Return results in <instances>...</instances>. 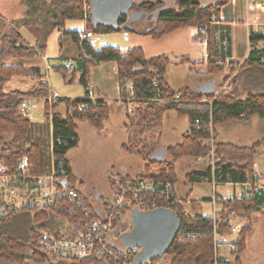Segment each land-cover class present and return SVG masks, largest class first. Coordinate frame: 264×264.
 <instances>
[{
    "label": "trees",
    "instance_id": "1",
    "mask_svg": "<svg viewBox=\"0 0 264 264\" xmlns=\"http://www.w3.org/2000/svg\"><path fill=\"white\" fill-rule=\"evenodd\" d=\"M88 1L90 3V0ZM135 3L138 7L133 10L140 17L152 22L148 34L156 39L182 27L197 26L200 30L205 29L212 19L213 10L225 4L212 0H141ZM21 6L25 10L24 14L15 21L4 19L0 14V160L13 167L16 158L27 153L36 171L42 164L45 148L38 143L31 145L30 148L25 147L33 123L21 112L20 106L27 98L44 99L47 104L52 90L47 81H42L27 92L20 90L5 92V84L15 75L38 77L41 75L37 68L8 64L6 60L12 57H33L39 51H44L49 35L58 28L63 30V35H69L76 41L82 53L74 69L62 66L57 68L62 70L65 76L70 72V82H73L74 76L78 74V81L86 88L85 98H60L66 111L53 113L54 157L56 162L61 164L70 186H77L76 174L67 155L80 145L78 122L86 120L97 132H101L110 116V104L106 99L92 100L87 95L91 67L110 61H116L118 64L120 92L123 101L128 105L125 122L128 140L122 144L123 150L134 153L132 148L141 142L143 151L136 154L145 160V166L139 174L114 177L113 190L129 180L145 177L169 181L176 187L177 163L181 158L197 160L198 157H202V162L208 165L204 172L191 171L185 175L184 185L190 187V192L194 184L202 182L203 176L211 177L212 165L216 177L223 181L244 182L254 176L256 157L262 152L264 139L252 146H238L216 141L215 131L218 125L234 119L247 120L255 115L264 118V91L249 93L246 98H238L230 90L219 93L235 70L237 71L232 83H236L241 77H251L255 81L264 78V45H261L264 44V32H250L251 51L247 60L241 66L237 64L232 66L233 68H228L231 73L225 76L220 88L217 87L212 92H198L190 87L173 89L166 79L169 66L190 63V57L187 55L146 58L141 48L131 49L122 54L119 48L111 45H104L96 50L88 39L79 37L80 31L65 30L67 20L84 18L83 0H21ZM90 17L91 15L87 19V30L93 33L94 30L138 31L133 28L114 30L104 25L92 28ZM127 17L126 14L121 16L120 25L126 22ZM20 28H25L36 40L34 46L19 43ZM208 49L207 72L210 74L224 72L225 64L218 62L211 55V40L208 42ZM80 103H84L86 107L79 109ZM167 111H174L178 119L186 118L188 128L183 134L182 141L170 146L166 157L161 159L154 157L153 152L162 139L164 114ZM143 138L145 140L142 142ZM152 170H156V173L150 174ZM152 196L150 198L152 201L155 199L156 205L144 206L140 211L169 207L168 203L157 195ZM189 196L190 194L183 199L186 201ZM172 198H178L175 191ZM200 205V201L191 200L190 206L194 213L187 218L175 209L181 218L182 228L188 229V235L176 236L169 251L177 259L192 264L207 263L213 257L212 219L210 215L197 211ZM263 208L264 198L261 195L242 197L225 203L224 223L230 211H235L246 218L238 239L240 253L236 257V264H245L243 254L246 252L248 236L253 227V215L263 211ZM46 211L21 210L0 219V264H24L26 258L31 257L23 254V249L35 228L40 226L54 230L52 216L60 213L68 216L62 210L51 209L50 217L47 219ZM9 218L12 220L9 221ZM9 225H12L11 230ZM222 230L226 231V228L223 227ZM32 259L39 261L46 258ZM71 264L101 263L91 259L74 260Z\"/></svg>",
    "mask_w": 264,
    "mask_h": 264
},
{
    "label": "built area",
    "instance_id": "2",
    "mask_svg": "<svg viewBox=\"0 0 264 264\" xmlns=\"http://www.w3.org/2000/svg\"><path fill=\"white\" fill-rule=\"evenodd\" d=\"M250 1L255 6H264V0ZM90 15L91 4L88 0H83V17L88 19ZM93 34L92 31L87 30L80 32L79 37L88 39ZM76 65L77 60L73 58H68L64 63L67 69H74ZM235 74V72L230 74L219 93L230 90ZM91 94L92 87L89 86V99L98 100L91 98ZM59 101L60 97L57 94L50 96L49 111L51 114L52 106L58 104ZM33 105L32 98L23 100L20 106L21 112L25 116L28 115ZM85 107L84 103L78 105L79 109ZM202 160V157L197 159L200 162ZM52 167L50 173L38 174L33 172L27 155H20L13 167L0 160V219L21 210L59 209L68 215L65 218L70 228L69 234H62L40 226L35 228L24 246L25 255L31 258H46L53 262L96 259L105 264H135L141 248L138 246L130 249L124 247L122 235L133 229L134 211L143 210L147 205H156L155 199L153 198L154 201H152L150 196L157 195L168 203L167 208L178 210L185 218L194 213L190 206L191 200L188 198L185 201L171 182L153 177L129 180L116 187L111 195L94 206L77 186L69 185L61 164L53 161ZM211 171L210 178L203 176L201 180L210 183L213 192V197L209 201L212 210L210 217L212 219L213 257L207 263L199 264H236V257L240 253L238 239L245 226V221L241 215L230 211L224 223L225 203L255 195H261L264 198V176L255 170L254 176L248 180L233 182L218 179L214 165L211 166ZM222 184L242 186L243 190L224 195L218 190V186ZM174 191L178 195L176 199L172 198ZM201 207L202 202L197 209ZM223 227L226 231L222 230ZM178 235H188V229L182 228V221ZM169 251L142 264H192L177 259Z\"/></svg>",
    "mask_w": 264,
    "mask_h": 264
},
{
    "label": "crops",
    "instance_id": "3",
    "mask_svg": "<svg viewBox=\"0 0 264 264\" xmlns=\"http://www.w3.org/2000/svg\"><path fill=\"white\" fill-rule=\"evenodd\" d=\"M212 1L225 2V4L221 5L218 9L213 10L214 13L212 14V19L207 24V27L203 32L197 26H187L169 32L159 39H156L152 35L148 34V30L150 29V27H152L151 22H149L148 20H144V18L140 17L138 13H135V11L131 8L132 7L131 6L129 8V11H132V13L129 16L128 14L129 12H127L126 15L128 17L126 22H129L128 26L130 28L136 29L138 31L122 30L121 32H117L118 34L123 35L121 36V39L123 41H121V43H118L117 44L118 46L114 45V47L119 48L122 54L127 53L131 49L141 48L144 51V55L146 58H154L161 55H171L177 57L187 55L190 57V63L169 66L167 70L166 79L170 87H172L173 89L190 87L198 92H212L217 87L219 86L221 87L222 81L224 80L225 76L231 73L230 69L228 68H233L232 66L237 64L238 66H241L247 60L249 53L251 51L250 40H249L250 32L251 31L264 32V6L262 7L255 6L252 4L250 0H212ZM123 24H121V26ZM100 35L105 36L106 33H100ZM93 36L94 34L90 38H92ZM20 37H24V39L30 43V45L27 46L35 45L36 40L34 38L33 40L29 41L24 35L20 34ZM90 38H88V41ZM71 40H72L71 43L72 46L68 48L71 56H69L68 58H73L78 61L82 51L78 46V44L76 43V41L72 39V37ZM209 40H211L212 57L215 58L218 62L225 64L226 69L222 73L210 74L207 72ZM19 43L23 44L21 42ZM261 45L263 46L264 44L262 43ZM92 46L94 47L93 44ZM103 46L104 45H102L101 47ZM100 48L96 49V47H94V49L96 50H99ZM42 52L43 51H39L38 52L39 54L36 56L41 55L43 57V60L45 61L46 56ZM29 59H31V57H24V58L12 57V58H8L6 62L8 64H20L26 68H37L40 70L41 75L39 77L15 75L12 77L10 81H8L5 84L4 87L5 92H9L12 90H20L23 92H27L33 87H35L39 82L45 81L43 68L40 66H35V64H37V60H32L31 65H28L27 61ZM58 66L65 67L64 63ZM236 71L237 70H235L234 72ZM90 86L92 87L91 98L106 99L110 104V116L105 122V126L107 122H108L107 125H109L110 123H114L117 120V116L122 115V121H124L123 125L125 128L126 111L128 105L123 101L121 96L117 62L116 61L103 62L98 66L91 67ZM230 91H233L235 95L238 96V98H246L249 93L262 92L264 91V78L262 80L255 81L251 79V77L250 78L241 77L238 79L236 83L231 82ZM85 97H86V91H85ZM32 99L34 100V105H35V101L37 99L34 98ZM60 103L61 102H59V104ZM44 105H45V110L43 114L45 117L43 120L35 121L32 119V117L29 114L26 115V117H28L33 123V127L30 132L29 140L25 143V147L30 148L31 145L38 143L42 148H45L43 153L42 164L40 165L37 171L35 169V165H33V163L30 162L33 168V172L38 174L50 173L53 168L52 167L53 161L56 162L54 157V148H53L54 147L53 146V132H54L53 113L51 114L49 111L50 108L49 100L47 104L44 100ZM60 109L62 110L66 109V107L64 109V104L63 106H61ZM174 114H175L174 111H167L164 114V120L166 118H171V121L168 124L167 132H166V136L169 140H167L166 138H164V140L161 139L160 143L158 144L161 146V142L163 140L164 145L163 144L162 145L165 147L164 150L166 154H167V149L170 146L176 145L182 141L183 134L188 128V121H187L184 122L182 128H179V130L177 131L176 128L180 127L179 124L180 122L176 120L175 118L176 115L174 116ZM256 117L259 116L255 115L247 120H244L243 118L234 119L229 122L218 125L215 131V140L224 143H232L238 146H252L257 141L263 140L264 138L259 140L257 139L258 137H257V131L255 129L256 127L255 125H253V122L254 124H256ZM259 119L264 120V118L261 117H259ZM44 124H46V126H44ZM82 124H86L89 125V127H91L89 130L86 127L85 130L91 131V129L93 128L88 121L86 120L79 121L78 125H79L80 136H81L80 126ZM42 126L47 129L46 135L41 132ZM105 126L102 130L105 129ZM33 131L35 132L38 131V132L32 134ZM111 133L112 131H110V134ZM172 139L174 140L171 141ZM127 140L128 138H126V140H123L121 142L120 145L121 155L120 154L118 156L114 155L113 158L114 160L112 163H110V165L117 167V171H111L108 173L106 166H108L109 164H105V169L103 168L107 173L106 180L111 188V193L113 191L112 182L114 177H117L119 175L135 176L139 174L145 166V160H144V163L142 162L140 166L141 168L140 171L135 169L138 172H136L134 175L127 174L126 173L127 170L125 171L122 168L124 166H127L129 163H131V159L133 158L129 156V154L132 153H128L123 150L122 144ZM81 142H82V136H81ZM158 145L156 146V149L153 152L154 157L156 156L159 157ZM121 152L125 154H122ZM69 154L70 152L68 153L67 157L74 168L73 161L70 158L71 155ZM22 155H27V153ZM181 159H186L185 161L189 162L188 160L190 158H181ZM193 161H195L199 166L198 168L194 169V171L204 172L206 170L208 166L207 163H203L197 160H193ZM257 165L258 164L256 162L255 170L259 171L264 176V174L259 169H257ZM102 166L104 165L102 164ZM80 174H84V170L83 172L81 171ZM177 174H178V182L176 185V190L180 196L186 197L187 195L190 194V187L189 190H187L188 187L184 185V177L187 173L186 174H183L182 172L180 173L179 168H177ZM179 180L182 182L181 184ZM77 187L80 189L81 192L84 191V189L80 188L79 185H77ZM233 187H234L233 189L234 192H240L243 190L242 186L236 185ZM237 187H240V189L237 190ZM220 193L223 194L222 192ZM106 197L107 196L103 197L102 195L99 196V194L96 192L94 194L95 201L100 200L101 202ZM51 220L54 224L53 231H57L59 233L61 231L62 234L70 233V228L66 223V218L61 213L60 215L52 216ZM49 262L50 264H71V262L69 261L53 262L49 260Z\"/></svg>",
    "mask_w": 264,
    "mask_h": 264
},
{
    "label": "rangeland",
    "instance_id": "4",
    "mask_svg": "<svg viewBox=\"0 0 264 264\" xmlns=\"http://www.w3.org/2000/svg\"><path fill=\"white\" fill-rule=\"evenodd\" d=\"M141 1V0H138ZM137 2V1H136ZM133 6V5H132ZM138 7L137 3L134 4L133 8ZM24 8L21 6V0H0V14L4 19L7 20H17L20 19L24 14ZM99 17L96 15L95 11L91 7V17L89 22L91 23V27L94 28L98 24ZM106 20V18L104 19ZM145 20V19H144ZM87 19H69L65 23V30H78L81 32H85L87 28ZM117 32L121 31H113V32H96L94 30V36L89 39V42L96 47V49L100 48L102 45H111V46H118V43L123 41L121 39V34ZM19 33L24 35L29 41L33 40L31 34L25 29L20 28ZM100 33H106L105 36H101ZM19 42L30 45V43L24 39V37L19 38ZM33 42V41H32ZM72 40L69 35L63 36V30L56 28L48 37L47 40V47L42 52L46 56V60H43L41 55L37 53L34 57H31L27 61L28 65H31L32 60H37V64L35 66H40L43 68L44 78L45 81L49 83V86L52 90V95L57 94L60 98L63 99H79L85 97V86L78 81V74L74 76V81L70 82V72H68L67 76L62 70H59L57 67L60 64L65 63L71 54L69 53V47L71 45ZM60 102V101H59ZM56 104L52 106V113L55 111H60L62 113L65 112L64 109H60L63 106V103ZM58 107V108H57ZM44 100H36L35 105L31 108L29 115L35 121H41L44 119ZM29 116V117H30ZM175 116V114H174ZM30 117V118H31ZM178 122H180V127H177V131L179 128H182L184 122H187V119H178L175 117ZM171 121V118H166L163 121V128H162V139L166 138L168 124ZM108 123V122H107ZM105 126V129L101 132H97L93 128L91 131H88L91 127L86 124H82L80 126L82 142L80 145L71 150V160L74 164V171L76 174V182L75 185H79L80 188H83L84 191L82 192L84 196L91 203L96 206L100 204L99 201L94 200L95 192L100 195L109 196L111 195V188L107 183L106 180V172H105V164H109L107 167L108 173L111 171H117V167L110 165L113 162L114 155L120 154V145L123 140L128 138V133L124 128V121H122V115L117 116V120L114 123H110L109 125ZM255 129L257 131V139L264 138V120L259 119L256 117V124ZM46 126V124H44ZM88 130H85V128ZM37 130V129H36ZM35 130V131H36ZM33 131V133H37ZM110 131L112 133L110 134ZM176 131V130H175ZM41 132L43 134H47V129L42 126ZM36 135V134H35ZM260 135V136H259ZM142 142L145 140L144 138L141 139ZM163 140L161 142V146H159V157L164 159L166 157L165 147L163 146ZM172 139L171 141H173ZM163 144V145H162ZM146 145V143H144ZM143 144L141 142L139 145H135L132 149L134 153L129 154L132 158L131 163L127 166L122 167L125 171L127 170V174L134 175L137 170L140 171V166L142 162L144 163V159L140 156H137L138 152L143 151ZM261 154L258 155L256 162H257V169H259L264 174V143L261 147ZM122 154H125L121 152ZM121 155V154H120ZM135 155V156H134ZM157 157V156H156ZM186 159H180L177 163V168H179L180 173L186 174L190 171H194V169L198 168V164L193 161L192 159L188 160L189 162L185 161ZM102 164L104 166H102ZM126 167V169H125ZM104 168V169H103ZM128 168V169H127ZM84 170V174H80V172ZM137 169V170H135ZM80 171V172H79ZM156 173V170H152L150 174ZM180 181V180H179ZM182 182L180 181V184ZM187 190H189V186ZM192 192H190L189 198L194 201H201L203 203L201 209H198V212H201L204 215H211L212 210L209 205V199L213 196L211 184L208 182H201L196 183L192 186ZM234 187L228 184H222L218 186L219 192H222L224 195H227L233 192ZM240 187H237L239 190ZM189 192V191H188ZM34 211V210H33ZM51 209H47L46 215L48 216L47 219L50 217ZM10 219V218H9ZM246 221V218H244ZM10 219L9 221H11ZM253 227L248 236L247 240V248L245 254H243V262L245 264H264V208L263 211L255 213L253 215ZM42 223V222H41ZM12 225H9V230H11ZM60 233H62L60 231ZM127 240L122 239V244L124 247H127ZM23 254H25V248L23 249ZM24 264H50L48 259L45 260H34L32 258H26Z\"/></svg>",
    "mask_w": 264,
    "mask_h": 264
},
{
    "label": "water",
    "instance_id": "5",
    "mask_svg": "<svg viewBox=\"0 0 264 264\" xmlns=\"http://www.w3.org/2000/svg\"><path fill=\"white\" fill-rule=\"evenodd\" d=\"M135 1L90 0V3L99 17L97 25L121 30L130 28L129 22L121 26L120 19L127 12H129V16L131 15L132 11H129V8ZM105 18L106 20H104ZM133 224V229L122 235V239L127 240V249L135 246L141 248L135 264H142L156 259L170 250L181 228V218L170 208L158 207L151 210L134 211Z\"/></svg>",
    "mask_w": 264,
    "mask_h": 264
},
{
    "label": "flooded vegetation",
    "instance_id": "6",
    "mask_svg": "<svg viewBox=\"0 0 264 264\" xmlns=\"http://www.w3.org/2000/svg\"><path fill=\"white\" fill-rule=\"evenodd\" d=\"M138 1V0H137ZM149 22H151V21H149ZM152 23V22H151Z\"/></svg>",
    "mask_w": 264,
    "mask_h": 264
}]
</instances>
